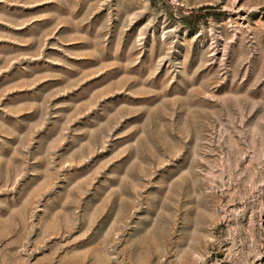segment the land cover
I'll use <instances>...</instances> for the list:
<instances>
[{
	"label": "rangeland",
	"instance_id": "obj_1",
	"mask_svg": "<svg viewBox=\"0 0 264 264\" xmlns=\"http://www.w3.org/2000/svg\"><path fill=\"white\" fill-rule=\"evenodd\" d=\"M0 264H264V0H0Z\"/></svg>",
	"mask_w": 264,
	"mask_h": 264
},
{
	"label": "trees",
	"instance_id": "obj_2",
	"mask_svg": "<svg viewBox=\"0 0 264 264\" xmlns=\"http://www.w3.org/2000/svg\"><path fill=\"white\" fill-rule=\"evenodd\" d=\"M200 10H201V9H200ZM200 10H198V11H200ZM198 11H195V12L197 13ZM195 12H194V13H195ZM197 14H198V13H197Z\"/></svg>",
	"mask_w": 264,
	"mask_h": 264
}]
</instances>
